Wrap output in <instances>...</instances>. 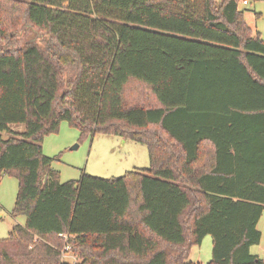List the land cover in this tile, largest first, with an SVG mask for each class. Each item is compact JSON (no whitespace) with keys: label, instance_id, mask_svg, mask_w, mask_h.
I'll return each instance as SVG.
<instances>
[{"label":"trees","instance_id":"obj_1","mask_svg":"<svg viewBox=\"0 0 264 264\" xmlns=\"http://www.w3.org/2000/svg\"><path fill=\"white\" fill-rule=\"evenodd\" d=\"M244 1L0 0V182L25 218L0 264H192L206 236L208 264H264V40ZM62 122L144 145L149 168L60 183L42 142Z\"/></svg>","mask_w":264,"mask_h":264},{"label":"rangeland","instance_id":"obj_2","mask_svg":"<svg viewBox=\"0 0 264 264\" xmlns=\"http://www.w3.org/2000/svg\"><path fill=\"white\" fill-rule=\"evenodd\" d=\"M247 5H240L244 10V19L253 33H260L264 40V1L247 0ZM31 36L28 39L31 40ZM26 38L24 42H27ZM35 39L32 38L31 42ZM16 131H23L24 126H14ZM45 156L56 158L52 168L59 173V182H76L88 175L100 179L120 178L134 170L149 168V157L144 145L114 135L95 134L94 137L81 135L66 122L60 124L56 134L45 136L42 142ZM18 181L13 177H3L0 182V240L7 239L12 227L24 225L25 218L13 217ZM261 233L258 246L250 249L251 254L264 259V212L257 225ZM212 259V240L206 236L200 245L193 246L188 262L208 264ZM65 264H75L72 257L63 259Z\"/></svg>","mask_w":264,"mask_h":264},{"label":"crops","instance_id":"obj_3","mask_svg":"<svg viewBox=\"0 0 264 264\" xmlns=\"http://www.w3.org/2000/svg\"><path fill=\"white\" fill-rule=\"evenodd\" d=\"M216 1H221V0H216ZM248 4V3H247ZM246 4V5H247ZM242 5H244V4H242ZM256 33H258V32H256ZM256 33H253L254 35L256 34ZM259 35H260V33H259ZM261 36V35H260ZM262 38V37H261ZM263 40V39H262ZM17 225H19V224H17ZM21 226H24V225H21ZM258 256V255H257ZM259 257V256H258ZM75 260V259H74Z\"/></svg>","mask_w":264,"mask_h":264},{"label":"built area","instance_id":"obj_4","mask_svg":"<svg viewBox=\"0 0 264 264\" xmlns=\"http://www.w3.org/2000/svg\"><path fill=\"white\" fill-rule=\"evenodd\" d=\"M243 4L246 5V4H247V1H244ZM67 249H68V247L66 248V250H67Z\"/></svg>","mask_w":264,"mask_h":264}]
</instances>
